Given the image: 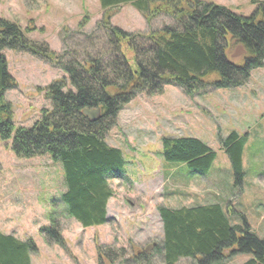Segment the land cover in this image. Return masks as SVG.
Here are the masks:
<instances>
[{
	"label": "rangeland",
	"instance_id": "obj_1",
	"mask_svg": "<svg viewBox=\"0 0 264 264\" xmlns=\"http://www.w3.org/2000/svg\"><path fill=\"white\" fill-rule=\"evenodd\" d=\"M227 8L247 17L253 0H199ZM262 1V0H255ZM99 0H0V19L27 31L26 38L66 62L81 60L95 48L83 34L101 36L96 25L102 18ZM110 25L129 33H147L173 25L161 14L148 26L130 5L114 8ZM81 33H80V32ZM79 32V33H77ZM64 39V40H63ZM227 51V58L241 66L240 49ZM7 70L16 87L5 92L16 127L30 128L43 109H50L45 90L66 78L55 64L28 52L4 50ZM215 75L205 79L209 84ZM264 58L247 83L238 88H211L191 97L174 85L160 94H137L119 111L115 126L105 136L108 146L120 149L124 164L122 178L109 180L113 196L106 210L109 222L81 227L66 215L61 196L64 173L49 154L16 157L10 142L0 140V233L19 240L31 239L37 250L29 255L31 264H97V247L123 248L126 255L115 264H164L153 252L152 243L162 239L157 208L190 207L217 200L242 214L251 232L264 239ZM235 133L242 141L243 177L237 183L222 141ZM163 137H188L206 144L215 154L207 172L193 174L185 164L162 159ZM60 225L65 247L46 244L39 229L51 226V217ZM233 224H240L234 217ZM150 246L148 261L133 262L132 251ZM147 256V254H146ZM128 258L130 260L128 261ZM105 259V258H104ZM249 256L238 254L221 264H242ZM106 261V260H105ZM176 264H198L181 258Z\"/></svg>",
	"mask_w": 264,
	"mask_h": 264
},
{
	"label": "trees",
	"instance_id": "obj_2",
	"mask_svg": "<svg viewBox=\"0 0 264 264\" xmlns=\"http://www.w3.org/2000/svg\"><path fill=\"white\" fill-rule=\"evenodd\" d=\"M253 2V13L243 17L199 0H99L103 14L96 28L102 35L79 31L95 50L81 60L72 57L66 62L58 60L47 46L28 40V30L0 19V140L10 142L16 157L49 154L61 164L65 185L61 200L69 218L83 228L108 223L106 206L113 196L109 180L122 178L117 170L124 160L120 149L106 144L105 136L115 126L119 111L137 94H160L166 85L179 87L189 97L208 86L245 85L264 58V0ZM124 5L138 11L148 26L161 14L171 17L174 24L144 34L125 32L110 25L109 14ZM238 49L244 56L241 66L226 55L231 50L238 54ZM4 50L55 60L69 82V88L66 78L46 88L45 99L51 107L43 109L30 128L14 125L12 107L5 100V92L16 83L8 73ZM214 75L217 78L206 84L205 79ZM92 109L101 110L95 122L83 114ZM222 144L240 183L242 141L231 133ZM160 155L166 162L185 164L196 175L207 172L215 158L206 144L188 137H163ZM221 205L213 200L190 207L159 206L162 239L151 244L153 252L164 264H176L181 258L221 264L238 254L249 256L242 264H264V239L251 232L242 214ZM235 216L240 224H233ZM39 232L46 244L65 247L54 216L51 226ZM149 248L133 250L132 261L147 262ZM36 250L31 239L22 241L0 233V264H31L29 255ZM125 255L123 248L98 246L97 264H115Z\"/></svg>",
	"mask_w": 264,
	"mask_h": 264
},
{
	"label": "water",
	"instance_id": "obj_3",
	"mask_svg": "<svg viewBox=\"0 0 264 264\" xmlns=\"http://www.w3.org/2000/svg\"><path fill=\"white\" fill-rule=\"evenodd\" d=\"M83 114L92 122H95L99 119L101 110L100 109H92V110H84Z\"/></svg>",
	"mask_w": 264,
	"mask_h": 264
},
{
	"label": "crops",
	"instance_id": "obj_4",
	"mask_svg": "<svg viewBox=\"0 0 264 264\" xmlns=\"http://www.w3.org/2000/svg\"><path fill=\"white\" fill-rule=\"evenodd\" d=\"M204 204H208V203H204Z\"/></svg>",
	"mask_w": 264,
	"mask_h": 264
}]
</instances>
